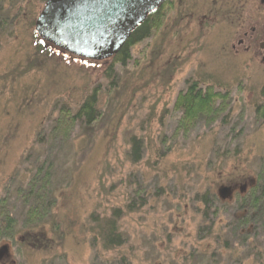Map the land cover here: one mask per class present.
I'll return each mask as SVG.
<instances>
[{"label":"rangeland","instance_id":"obj_1","mask_svg":"<svg viewBox=\"0 0 264 264\" xmlns=\"http://www.w3.org/2000/svg\"><path fill=\"white\" fill-rule=\"evenodd\" d=\"M1 1L11 11L0 30V202L6 200L0 206L13 217L22 210L14 192L25 187L28 155L47 154L48 145L34 143L52 128L60 108L75 111L98 91L102 116L89 134L75 127L70 143L51 149L59 150L55 228L22 233L16 221L13 237H0V264H126L123 258L130 254L133 264L145 259L170 264L179 252L213 248L199 195L238 192L264 174V123L255 116L264 102V63L232 51L241 19H250L256 0L166 2L150 38L131 48L125 66L113 64V85L106 77L111 59L74 58L48 49L35 35L46 1ZM193 82L225 93L228 117H204L185 133L175 104ZM132 137L139 141L135 162ZM124 204H135L118 225L126 246L104 251L94 239L96 219ZM234 207L221 209L217 223L224 226L243 214ZM237 261L220 258L221 264ZM244 262L252 264L250 258Z\"/></svg>","mask_w":264,"mask_h":264},{"label":"trees","instance_id":"obj_2","mask_svg":"<svg viewBox=\"0 0 264 264\" xmlns=\"http://www.w3.org/2000/svg\"><path fill=\"white\" fill-rule=\"evenodd\" d=\"M43 1L45 2L46 0ZM160 10L161 8L149 15L145 22L130 34L131 36L127 43L123 45L119 53L111 58V64L106 70V77L111 79L112 85L116 76L113 64L117 63L125 66L130 61L131 48L150 38L154 26L158 22ZM10 11L2 6V1L0 0V30H3V26L8 24ZM43 44L48 49H53L48 44L44 42ZM37 46L39 50H42L41 45L37 44ZM98 98V91H94L85 98L75 111L68 107L60 108L59 115L51 122L52 128L47 129V132L43 131V135L41 133V135L37 136L34 146L44 148L48 145L46 148L47 154L40 152L35 157L31 156L32 153L28 155L27 161H29L31 167L29 168L30 171L28 172V178H26L25 187L20 186L21 188L14 192L22 202V210L15 211L17 216H19V220L16 214V218L10 216L4 206H0V237L12 238L14 233L17 232L15 230L19 221L23 225L20 228L22 233L37 231V233L42 232L44 234L46 226L51 229L55 228L57 222L55 220L54 207H56L58 202L55 196L57 191L55 185L57 152L63 149V145L71 142L73 138L71 134L75 127L84 131V134H89L95 129L102 116L98 108ZM226 101L227 96L225 93L222 95V93L216 92L212 87L204 89L196 82L189 84L187 91L178 97L175 104L181 114L178 121L179 128L186 133V128H189L193 122L204 117L213 121L218 119L220 115H224L223 118L226 119L228 117V114H225ZM255 116L264 123V102L255 107ZM138 144L139 141L132 137L131 145L134 162L139 160ZM52 147H57L59 150L51 152ZM257 175V182L252 181L251 184L242 185L238 192L236 190L232 191L230 199L220 195L216 197L210 191H205L199 195L196 201L200 205L199 211L202 213L203 222L209 223V226L204 231L207 232L206 236H208V239L214 237L213 241H211L214 247L211 248L206 245L204 248H190L189 251L179 252L169 260L170 264H221L220 258L222 256L227 259L238 257L237 264H243L249 258L252 264H264V174L259 173ZM138 199L144 205L146 204L144 197H138ZM5 201H1L0 204L5 203ZM231 203L236 206L233 208L234 210H241L243 214L241 216L233 215V218L228 220L229 222L224 226L220 221L217 223L221 209L231 207ZM134 209L135 204H124L123 207L113 208L109 216L104 215V217L96 219L94 239L96 238L102 245L101 248L104 251L126 246V239L123 237L118 225L122 218L134 212ZM215 225L218 226L216 227ZM251 226L253 227L252 231L245 230V228ZM199 227L198 232L200 234L204 227ZM227 237H234L236 242H230L226 239ZM166 240L170 245L171 241L169 238ZM199 241H202V239H199ZM241 250L247 251L239 257V251ZM128 257H124L123 261L126 264H133L135 256L130 254ZM217 259H219V262H217ZM142 264L161 263L158 260L145 259Z\"/></svg>","mask_w":264,"mask_h":264},{"label":"water","instance_id":"obj_3","mask_svg":"<svg viewBox=\"0 0 264 264\" xmlns=\"http://www.w3.org/2000/svg\"><path fill=\"white\" fill-rule=\"evenodd\" d=\"M170 0H46L35 35L74 58L102 62L119 53L149 15ZM232 190L220 196L230 199Z\"/></svg>","mask_w":264,"mask_h":264},{"label":"flooded vegetation","instance_id":"obj_4","mask_svg":"<svg viewBox=\"0 0 264 264\" xmlns=\"http://www.w3.org/2000/svg\"><path fill=\"white\" fill-rule=\"evenodd\" d=\"M255 2L257 3L250 11V19H241L237 47L232 46V51L251 55L264 63V0Z\"/></svg>","mask_w":264,"mask_h":264}]
</instances>
